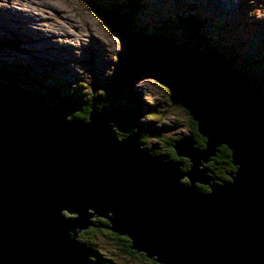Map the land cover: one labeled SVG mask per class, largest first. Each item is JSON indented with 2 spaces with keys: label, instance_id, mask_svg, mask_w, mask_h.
Wrapping results in <instances>:
<instances>
[{
  "label": "water",
  "instance_id": "1",
  "mask_svg": "<svg viewBox=\"0 0 264 264\" xmlns=\"http://www.w3.org/2000/svg\"><path fill=\"white\" fill-rule=\"evenodd\" d=\"M166 80L205 138L175 140L188 169L121 137L115 103L72 118L44 89L0 80V264H100L78 238L93 218L159 264H264V108L206 70ZM222 146L237 170L216 183L205 164Z\"/></svg>",
  "mask_w": 264,
  "mask_h": 264
},
{
  "label": "rangeland",
  "instance_id": "2",
  "mask_svg": "<svg viewBox=\"0 0 264 264\" xmlns=\"http://www.w3.org/2000/svg\"><path fill=\"white\" fill-rule=\"evenodd\" d=\"M16 1L0 0V71L22 73L20 82L36 86L37 91L52 90L53 86L62 96L74 95L81 110L90 99L104 101L115 95L123 108L135 112L134 128L140 132V142L145 148L165 150L170 147L169 138L190 134L189 115L177 104V89L156 79L153 63L165 66L166 53L176 57L191 53L190 47L195 46L196 40L209 41H204L197 51L209 48L214 51L216 44L224 46L228 50L224 57L213 52L217 60L224 59L230 68L242 67V75L249 79L239 81L243 97L252 100L250 96H256L264 104V0H142L137 4L131 0L136 8L133 12L125 8L128 0H98L109 9H121L123 17H135V24L129 29L131 34L146 35L148 40L149 53L143 68L134 69L126 77L127 59L139 53L136 45L120 38L102 21L91 0H34L45 8H32L30 14L27 12L30 9L19 7V11L18 7L10 6ZM23 1L33 5L30 0ZM48 2L53 7L49 8ZM193 11L197 19H205L199 36L181 20V15ZM23 14L24 19L32 15L37 21H24ZM193 67L198 68L197 63ZM123 78L126 85L116 91V82ZM93 219L94 225L79 231L78 238L89 240L110 260L109 264H159L133 250L131 243L130 248L136 252L132 255L122 249L123 242H115L105 233H84L97 226V218ZM92 253L90 256L94 258Z\"/></svg>",
  "mask_w": 264,
  "mask_h": 264
},
{
  "label": "trees",
  "instance_id": "3",
  "mask_svg": "<svg viewBox=\"0 0 264 264\" xmlns=\"http://www.w3.org/2000/svg\"><path fill=\"white\" fill-rule=\"evenodd\" d=\"M136 1V4L138 2H142V0H133ZM90 4L93 6V9L95 11V14L112 30L114 31L117 35L120 36V38H123L125 40H130L132 42V44L136 45V50L137 52H139L138 54L134 53L132 54V56L127 59L126 63H125V77L127 75V71L129 69L130 66H132L134 64L135 69H137L138 71H140V69L143 68L144 66V61H146L145 59L147 58V54L149 53L148 50V40L145 39V37H143V35H141L140 33H137L138 36H135L133 33L131 34L130 32V28L134 26L133 24V19L135 18H129V16L127 17H123L120 12H122L121 9L119 8H112L109 9V7L105 4L102 3L101 1L98 0H91ZM126 5V9H130V12H133L136 10V8L132 5L131 0L127 1ZM190 9H187V11H189ZM120 11V12H119ZM184 13V11L182 12V14ZM197 14L193 11V12H188L187 15H181V20L186 21L185 24H189L190 26H192L191 30L198 35L199 34V30L200 28H202V26L204 25L203 21H205V19H197ZM190 30V31H191ZM191 31V32H192ZM167 34V32H166ZM133 35V36H132ZM199 36V35H198ZM202 33H200V39L202 38ZM164 40H167L165 38H163ZM205 43H208V39L207 38H203V41L201 42V40H196V44L195 46L190 47L191 53L187 54V55H183L182 57H176L175 55H171V54H167L163 56L164 62H165V66H161L160 64H156L155 62L153 63V66L156 69V79L162 83L165 86L168 87H173L176 89V87L174 85H172L170 82H168L166 80V76L170 73V72H177V73H181V72H186V71H209L213 74H215L216 78L218 79V82L222 85H229L234 92L237 94L238 98L242 99L244 101V103L246 105H250V106H257V107H263L264 108V104L260 101V99H257L256 96H250L253 97L252 100L244 98L243 96L245 95L244 92H241V86H240V82L239 81H247L249 80L248 77L242 75L241 71H243L242 67L240 69H238L236 66L232 65V68L227 67L228 65L224 63V59L219 62L216 57V55L214 54L216 53H221V56L224 57V55L227 53L228 50L225 49L224 46L221 45H217V47H214V51H212V49H208L206 50H199L197 51V49H200V47L203 46ZM164 42V41H161ZM220 47L222 48V51L220 50ZM195 52H198V54H196ZM214 52V53H213ZM195 53V56H193V54ZM199 56V57H198ZM193 63H197L198 68L193 67ZM248 63V62H247ZM151 65V64H150ZM6 71H0V80H7L10 82H17L20 83V72H14L13 70H9L10 73H5ZM114 81H112L113 83ZM114 85V84H113ZM126 85V80L125 78H123L122 80L116 82V86H115V90L117 91V89H119L120 87ZM36 87V86H35ZM54 87L52 86V90L49 89H44L45 92L49 93V97L51 98V101H57V102H61L62 104H64V106L66 107V109L68 110V112L70 113V116L73 118H80V119H84L87 120L88 119V115L91 109L92 105H97L98 107H102L104 105H108L109 103H115L117 104L119 107L123 108L117 101L115 98V95L113 97H110L108 100H104V101H98L96 99H90V101L88 100V102H90L88 104V106L84 105V110L78 109L79 107L77 106V98L72 95V96H68V95H60L59 92L55 91L53 89ZM56 88V87H55ZM118 93V92H116ZM176 100H177V104L179 106L180 105V100L181 98L178 96V94L176 95ZM82 108V107H81ZM125 109V108H123ZM70 110V111H69ZM78 112H77V111ZM129 112L128 117L126 118V120L124 121V125H123V129L122 131L119 133V135L121 137H126L128 135H130L131 133H136L138 136H140V132L135 131L134 126H132L133 122V114H135V112L125 109ZM74 111V112H72ZM189 122H190V135H192L196 141V146L198 147H204V142H205V138L202 137L197 130V125L196 122L193 121L191 119V117H189ZM144 137V134H143ZM145 138H146V133H145ZM175 140L177 139H173V138H169V140L167 141L168 143H170V147L168 149H161V150H156L155 148H149L154 154H160L168 159L173 158V159H177L181 162V167L182 169H188L191 166V162L189 159L184 158V157H178L176 156L175 150L173 149V144L175 142ZM144 142V141H142ZM145 143V142H144ZM205 167L209 173V176L211 178H213V180L216 183H220L223 182L225 180H229L231 178V176L236 172L237 167L232 163V157H231V151L226 147V146H222L219 148V150L217 151L216 155L214 157H212L209 162H207L205 164ZM199 189L201 191H208L209 188L208 186H204V185H199ZM97 226L90 228L86 231H84V233H88L91 234L92 232L96 234H103L105 233L106 235H109L112 240L119 241V242H123L121 243L123 246V250L127 251L128 254L132 255L134 253H136L135 251H133L130 248V239L125 237V236H120L112 231H110L106 225L108 224L106 220L104 219H98L96 220ZM82 236V235H81ZM81 241H83L85 244H87L89 246V248L92 250V256L94 258H96L100 264H109L110 260L106 257H104L97 249H95L92 244L89 242V240L83 238L81 239Z\"/></svg>",
  "mask_w": 264,
  "mask_h": 264
},
{
  "label": "bare ground",
  "instance_id": "4",
  "mask_svg": "<svg viewBox=\"0 0 264 264\" xmlns=\"http://www.w3.org/2000/svg\"><path fill=\"white\" fill-rule=\"evenodd\" d=\"M38 1V0H37ZM30 2L33 4V5H36V7H33V5L31 6V5H29L27 2H25V1H23V0H17L16 2H11V4H10V6H15V7H18V8H16V9H18L19 11L21 10V9H19V7H23L24 9H30V10H28L27 12H28V14H30V12L29 11H31L32 10V8H35V9H43V8H45V5L43 4V3H41V4H39V3H37L36 1H34V0H30ZM15 3V4H14ZM49 3V2H48ZM47 4V3H46ZM50 4V5H49ZM48 5H49V8H51V6L53 7V5H51V3H49ZM23 11V10H22ZM33 14V13H32ZM24 16H25V14H23L22 15V19H24ZM25 20H27V21H29V22H32V20H36V18L35 17H33L32 15H29V18H26V19H24V21ZM37 21V20H36ZM23 22V21H22ZM21 23V22H20ZM36 28H38V27H36ZM41 28V27H40ZM39 29V28H38ZM40 30V29H39ZM69 39V38H68ZM263 58H264V56H262Z\"/></svg>",
  "mask_w": 264,
  "mask_h": 264
},
{
  "label": "flooded vegetation",
  "instance_id": "5",
  "mask_svg": "<svg viewBox=\"0 0 264 264\" xmlns=\"http://www.w3.org/2000/svg\"><path fill=\"white\" fill-rule=\"evenodd\" d=\"M132 126H135V124L132 123ZM131 134H135V135H137L136 133H131ZM141 137H143V133L141 134ZM139 138H140V136H139ZM143 138H144V137H143Z\"/></svg>",
  "mask_w": 264,
  "mask_h": 264
}]
</instances>
